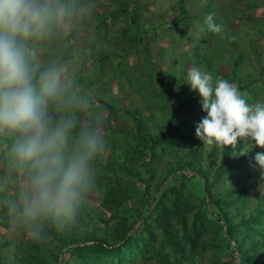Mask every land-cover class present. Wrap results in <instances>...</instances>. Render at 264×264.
I'll return each instance as SVG.
<instances>
[{
  "label": "rangeland",
  "instance_id": "obj_1",
  "mask_svg": "<svg viewBox=\"0 0 264 264\" xmlns=\"http://www.w3.org/2000/svg\"><path fill=\"white\" fill-rule=\"evenodd\" d=\"M68 2L78 9V15L72 19L71 25L64 29L57 40L47 43L30 41L28 46L37 62L41 64L58 56L67 60L78 54V59L70 65V71L79 84L83 87H92L97 96L104 97L114 109L117 107L118 113H115V110H107V106L104 109L100 108V105H97L98 101L94 105L96 106L94 112L104 119L103 134L107 141L106 150L98 159L103 165L109 163V168L113 170L108 172L109 175L106 171L102 176L132 196L127 204L135 203L140 196L139 188L142 187L140 180L119 169L124 163L129 170L131 168L130 171L135 170L134 165L131 166L129 161H124V156L129 146L128 133L138 132L137 121L132 112L137 107L140 108L144 120L143 132H151L154 135L159 128L174 133L171 146L163 151L158 148L160 158L155 165L158 174L147 182L150 196L155 195V188L160 182L156 177L163 174L162 169L168 167L167 164L177 166V162L189 160L190 150L198 152L199 158L191 167L199 166L206 180L213 181L215 171L222 163V148L217 145H204L195 137V126L206 113L201 111L200 103L194 99V92L184 84V77L191 67H200L210 73L214 81L225 79L236 88L239 86V80L248 78L245 81H251L249 89L247 91L242 89L240 93L248 103L264 102V0H68ZM209 14H214V21L224 26L221 34L208 31L205 17ZM183 16L196 18L177 23ZM106 52L116 57L125 55L122 67L127 69V72L130 71L132 78H136L133 83L127 82L125 78H118L104 86L102 77L98 81L93 78L98 65L97 59ZM195 54L201 59L200 62L196 61ZM240 55L241 65L235 69L233 57L236 59ZM149 58L155 66H150ZM116 61L115 58H111L105 62L103 70L112 67ZM181 72L184 74L181 83L184 91L177 96L171 88V90L167 88L165 75ZM232 72H235V75H232ZM138 80L143 81L145 85L136 82ZM153 94L159 95L162 103L164 100L168 101V104L164 103L167 106L164 112L150 109L147 100ZM173 102L175 107L187 108L188 111L181 110L180 115L170 124L169 114L172 112ZM152 115L161 119L152 120ZM184 139L189 141L185 142ZM134 145L135 142H132L131 146ZM213 149H216L215 162L210 163ZM257 152H264V148H251L246 159L248 164L246 165L244 161L241 169L222 173L216 188L211 189L215 192H223L226 188L232 191L244 189L247 192L248 207L242 210L232 207L233 214L240 212L244 216L250 213L256 207L257 197L264 191V174H261L253 159ZM127 156H131V153ZM147 159V156L142 155L139 164L143 166ZM189 171V175H193L196 169ZM5 174V165L0 161V176ZM246 180L251 183V187L243 186ZM8 195H11L10 189L7 192L0 191V198ZM191 197L201 204L204 202L201 192L196 191ZM95 198L85 199L87 211L93 208V212L90 211L93 216L103 215V211L99 212ZM0 210L7 224L5 212L3 209ZM139 211L142 215L146 214L143 207ZM25 238L28 236L11 234L8 225L0 226V242L7 241V244H11L16 239ZM209 238L210 236H206V240L210 244L213 243L212 238L211 240ZM157 247L156 242L153 248ZM4 248L5 255L0 257V264H9L10 247ZM219 248L214 250L208 247L205 252L195 250L192 254L187 253L182 262L209 264L212 258L228 262L230 257L227 249ZM134 264L144 262L137 257ZM145 264H156V258L148 260Z\"/></svg>",
  "mask_w": 264,
  "mask_h": 264
},
{
  "label": "clouds",
  "instance_id": "obj_2",
  "mask_svg": "<svg viewBox=\"0 0 264 264\" xmlns=\"http://www.w3.org/2000/svg\"><path fill=\"white\" fill-rule=\"evenodd\" d=\"M78 9L68 0H0V198L8 231L39 241L77 222L86 194L95 187V163L105 152L104 119L94 112L92 87L70 71L78 59L38 63L28 42L57 40ZM214 14L208 31L223 32ZM206 115L195 126L204 145L235 146L237 140L264 148V102L248 103L225 79L200 67L185 77ZM264 174V152L253 157Z\"/></svg>",
  "mask_w": 264,
  "mask_h": 264
},
{
  "label": "trees",
  "instance_id": "obj_3",
  "mask_svg": "<svg viewBox=\"0 0 264 264\" xmlns=\"http://www.w3.org/2000/svg\"><path fill=\"white\" fill-rule=\"evenodd\" d=\"M195 18L183 16L177 23ZM123 57L125 58L124 54L116 57L112 53H104L97 59L98 65L93 78L98 81L102 77L104 86L118 78H125L127 82L133 83L136 78H132L130 71L127 72V69L122 67ZM111 58L117 60L116 64L103 70L104 63ZM195 59L197 62L201 61L196 54ZM241 59L242 55L236 59L233 57L235 69L241 65ZM150 60L149 58L150 66H155ZM179 74L165 75L167 88L172 89L177 96L184 91V86H181L184 74L182 72ZM231 74L235 75V72ZM247 79L239 80L237 88L239 92L242 89L246 91L249 89L251 81H245ZM136 82L145 85L143 81ZM104 99L98 96L97 105L102 109L107 106V110H115V113H118L117 107L114 109V106ZM194 99L199 102L195 92ZM147 101L150 103V109L162 112L168 104L165 100L166 104L162 103L160 96L156 94L150 95ZM171 107L170 124L180 115L181 110L188 111L187 108L175 107L174 102ZM140 111L137 107L132 111L137 121L138 132L128 133L129 146L124 156V161H129L131 166L134 165L135 170L130 171L131 168L129 170L124 163L119 168L129 172V175L136 177L142 184L139 188L141 194L135 203L127 204L132 196L102 176L106 171L109 175L108 172L113 170L109 168V163L103 165L98 159L95 163L96 185L86 194V198L96 197L99 212L103 211V215L93 216L90 212H93V208L88 212L85 201L77 222L63 233L50 229L39 241L28 237L24 240L16 239L11 244H7V241L0 242V257L5 255L4 247L9 246V264H134L137 257L144 264L152 258H156V264H183L182 260L187 253L192 254L195 250L205 252L208 247L214 250L225 247L230 260L220 262L219 259L212 258L209 264H264V191L257 197L255 209L244 216L240 212L232 213V207L239 210L248 207L247 192L244 189L232 191L226 188L223 192L211 191L216 188L222 173L241 169L244 161L246 165L248 164L246 159L251 145L243 143L238 138L235 146L221 147L222 163L217 167L213 181L206 180L199 166L191 167L199 158L198 152L190 150L189 160L177 162V166L167 164L168 167L162 169L163 174L156 177L160 182L155 188V195L150 196L147 182L158 174L155 169L160 158L158 148L163 151L171 146L174 133L159 128L154 135L151 132H143L144 120ZM151 118L157 119L153 115ZM177 127L178 125L176 129ZM180 139L182 140L183 136ZM132 142H135L134 147L131 146ZM214 152L216 149L210 154V163L215 162ZM129 153L131 156H127ZM142 155L148 157L143 166L139 164ZM226 166H229L227 170ZM140 168L143 170H139ZM189 169L193 171L196 169V172L189 175ZM244 182V187H251L250 182L247 180ZM196 191L201 192L203 204L191 197ZM142 207L145 208V215L139 211ZM0 226H7L1 210ZM206 236H210L209 240L212 238L213 243L210 244ZM156 242L158 247L154 249Z\"/></svg>",
  "mask_w": 264,
  "mask_h": 264
}]
</instances>
